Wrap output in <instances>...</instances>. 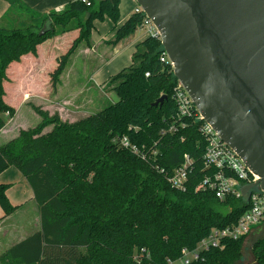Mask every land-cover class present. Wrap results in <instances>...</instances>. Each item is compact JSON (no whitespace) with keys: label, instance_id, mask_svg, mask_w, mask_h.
<instances>
[{"label":"trees","instance_id":"trees-1","mask_svg":"<svg viewBox=\"0 0 264 264\" xmlns=\"http://www.w3.org/2000/svg\"><path fill=\"white\" fill-rule=\"evenodd\" d=\"M6 1L9 7L0 18V129L5 115L15 113L4 99L9 89L4 83L18 81L8 80L11 62L36 55L37 45L59 34L76 31L72 42L57 51L49 72L55 88L78 43L89 39L93 20L106 16L115 23L119 18V0H88L89 5L69 0L47 13L21 0ZM141 20L142 14L133 12L108 43L131 35ZM162 50L160 40L149 35L135 45L130 64L104 84L116 93L115 102L73 122L32 105L40 121L0 144V172L9 166L21 172L39 220L38 230L0 253V264H168L179 259L182 248H194L212 228L235 224L247 210L242 198L219 199L198 186L208 172L202 162L205 140L192 121L180 126L176 119L172 90L177 79L160 61ZM161 95H166L163 104L152 105ZM171 124L176 131H168ZM122 137L137 151L123 146ZM184 154L190 171L184 187L177 188L167 177ZM7 187L0 183L6 215L14 210ZM244 238L226 239L222 248H210L188 264H239ZM251 250L254 264H264V234Z\"/></svg>","mask_w":264,"mask_h":264},{"label":"water","instance_id":"water-1","mask_svg":"<svg viewBox=\"0 0 264 264\" xmlns=\"http://www.w3.org/2000/svg\"><path fill=\"white\" fill-rule=\"evenodd\" d=\"M135 2L199 113L259 176L242 193L256 184L264 192V0Z\"/></svg>","mask_w":264,"mask_h":264},{"label":"rangeland","instance_id":"rangeland-1","mask_svg":"<svg viewBox=\"0 0 264 264\" xmlns=\"http://www.w3.org/2000/svg\"><path fill=\"white\" fill-rule=\"evenodd\" d=\"M2 2L3 4H6L5 0H0V4H2ZM123 5L124 6H122V10L123 13L126 14L129 11L130 7L127 2H125ZM4 12L1 15H3ZM1 24H4V22L1 21ZM92 24L93 25L89 32V39L87 40V42L85 40H82L80 43H78L74 52L70 55L68 61L63 67L59 75V82L57 83L55 88L51 86L49 72L53 69L56 64L55 57L58 54L57 51L65 49L68 45L67 40L65 38H69V36H64V39H60V44L56 43L57 50L55 49L54 52V46H52V42L56 38H59V36H63L64 34H59L56 37L47 41L52 46L50 47V57H45V54L42 51L44 58L42 60L40 59V62H38L37 64L39 67L42 66L43 68H41L40 71H37L35 69L29 75H26L28 74V72L25 74L22 81L25 85V92L23 91V93L16 94L17 92L13 88L14 86L9 85L8 81L6 80L7 83L5 82L4 86L5 88L9 89L7 90V93L5 92L4 99L10 104L14 105L15 103V106L17 107V116L13 121H9L12 116L7 114L5 115L7 118V122L9 121L7 124L8 129L5 131V136H3V133H1L0 131L1 138L9 137L11 133H16L17 130L21 129V127H33L38 123V121H40V116L33 110L32 105H37L41 107L43 110H46L49 114L58 113L59 115L60 113L62 115L63 121L73 122L79 116L83 117L85 114L96 112L105 103L115 102L117 100L116 93L104 87V84L100 88L94 85L95 88H97V90H94L93 88L94 91H91V88L89 89V87H83V84L81 88L82 91H77L79 90L77 88H79V86H81V84L83 83L82 81H84L85 83L88 82L89 84H93L94 81L99 80V76L101 74H97L99 69L106 63L105 61L109 60L114 55L113 52H115L116 50L119 51L118 45L116 47V50L108 52V55H106L107 59L105 60V56L102 52V49L104 48L102 42L103 38L107 37V35L110 33L112 28V22L107 17H104L100 20L94 19ZM136 29H138V27ZM57 30H59L58 27H56V31ZM76 36L77 32H73L71 42ZM112 37H114V35ZM112 37L107 40V43L108 41L113 39ZM83 49H87L88 53H83ZM126 64H122L119 67L118 59V61H116L115 64L111 65L108 70L110 72L112 71V74H115ZM70 71H72L73 75H76L74 76L75 78L79 77L82 81L78 83L72 82V79L70 77ZM8 80H18L16 83V85H18L21 79L18 76L9 74ZM101 88L103 90V93L99 91V89ZM50 127L51 125L47 126L45 129ZM11 170L19 172L18 174L21 175V172L18 171V169L11 167ZM10 179V181H12V183H14L15 187L18 189L22 188L21 185L26 186V193L31 197V200L33 201L30 186L25 178H23L22 184H20V182H17V179L14 176L10 175ZM32 201H27L28 203L25 204L24 209H29L31 207V204H33ZM29 213L30 212H24V210L17 211L13 215V221H15V224H17V226L27 225V220L25 219V217H27V219L29 220L28 224L31 225L30 223L33 222V217ZM24 215L25 217L22 219ZM254 227L255 229L252 230L243 240L241 246L242 258L238 262L239 264H254V257L251 248L255 239L259 238L264 234V222ZM168 264H182V261L180 259H177L175 261L169 262Z\"/></svg>","mask_w":264,"mask_h":264},{"label":"built area","instance_id":"built-area-1","mask_svg":"<svg viewBox=\"0 0 264 264\" xmlns=\"http://www.w3.org/2000/svg\"><path fill=\"white\" fill-rule=\"evenodd\" d=\"M81 2L89 5L88 0H81ZM133 12L142 14L140 28H143L149 36L160 40L159 31L141 7L137 5ZM159 58L173 70V64L168 59L164 49ZM147 74L145 73V75ZM172 99L176 105V119L179 125L185 126L188 120L192 121L205 140L202 162L208 172L204 174L198 186L213 191L219 199H224L227 196L242 198L248 206L235 224L224 228H212L205 237L197 242L194 248H182L179 259L182 264H188L197 260L202 252L210 248H222L226 239L246 237L254 226L264 222V192L256 184L246 193H242V188L247 184L257 182L259 176L245 165L232 148L220 140L213 127L199 113L191 97L178 80L172 90ZM176 129V125L171 124L168 131L174 132ZM120 142L123 146L130 147L133 152L137 151L134 145H130L126 137H122ZM140 156L145 157V154L141 152ZM190 166V159L188 155L184 154V161L172 171L167 180L172 186L183 188ZM169 262L171 261L168 260Z\"/></svg>","mask_w":264,"mask_h":264},{"label":"crops","instance_id":"crops-1","mask_svg":"<svg viewBox=\"0 0 264 264\" xmlns=\"http://www.w3.org/2000/svg\"><path fill=\"white\" fill-rule=\"evenodd\" d=\"M21 1L28 8H30L34 11L41 12V13H47L51 10H56V11L61 10L63 8V6L69 0H21ZM5 2H6V4L5 3L3 4V2H2V4H0V18H2V16L5 14V12L7 11L8 7H9V3L6 0H5ZM125 2H127L129 4V7H130L129 11L126 14H124L123 10H122V8H123L122 6H124L123 4ZM136 6H137V3L135 2V0H119V5H118L119 18L115 23H113L111 21L112 22L111 31L107 35V37L103 38L102 43H103L104 48L102 49V52H103V54L105 56V60H106L107 59L106 55H108V52L109 51L112 52L113 50H116V47L118 45H119V51L116 50L115 52H113L114 55L109 60H107V61L104 60L106 63L99 69V71L97 73V74L101 73L99 76V80L94 81L93 84H89L88 82L85 83L79 77L75 78L74 76H76V75L72 74L73 70L70 71L71 72L70 77L72 79L71 80L72 82H74V83H78L81 81L83 82L81 84V86H79V88H77V89H79L77 91H82L81 88H82L83 84H84L83 87H89V89L91 88V91L97 90V88H95V86L98 88L102 87L103 84H105V82L108 80V78L114 74V73L112 74L111 73L112 71L110 72L108 70V68L111 65L115 64V62L118 61V59H119V67L122 64L128 63V64L124 65L121 69H123L124 67H126L130 64L131 55H132L133 51L135 50V45L138 44L139 42H141L146 36H148L146 31L143 28L138 27V29H136L131 35L120 40L115 45H113V44L109 45L107 43V40H109L114 35L116 28L119 25H121L131 14H133V11L136 8ZM3 12H4V14L1 15ZM73 32L76 33V31H73ZM73 32H69L72 34L65 33L63 36L61 35V36H59V38H56L52 42V46H54L53 52L55 51V49H57L56 43L60 44L61 43L60 39H62L64 36H69V38H65L67 40V43H69L71 38H72ZM47 43L48 42L45 41L44 43L37 45L36 55H32L31 53H27L25 55H22L20 57L19 61H13L9 64V67L7 69L8 76H9V73L12 72L14 74L11 73L10 75L18 76L21 79L19 81L18 85H16V84L14 85V89L17 92L16 94L23 93V91L25 90V88H24L25 85L23 84L22 81H23V78L27 72H28V74H26V75H29L30 73L33 72V70L36 69L37 71L38 70L40 71L41 68H43L42 66L39 67L37 63L40 62V59L42 60L44 58L43 52L45 54V57L49 56L50 47H52V46L50 43H48V44ZM82 51H83V53H88L87 49H83ZM93 88H94V90H93ZM99 91L103 93L102 88L99 89ZM10 105L15 107V113L9 119V121H13L17 116V107L15 106V103H14V105L13 104H10ZM86 115L87 114H85L83 117H85ZM59 116L61 117V120H62V115L60 113H59ZM80 118H82V116L81 117L79 116L75 120L80 119ZM8 122L4 125L3 128L0 129L1 133H3V136H5V131L8 129L7 128ZM45 128L43 130L44 132L49 131L51 129V127L47 128V129H45ZM17 133H18V130L14 134L11 133V135L9 137H2V138L0 137V140H1L0 144H3L6 141H8L9 139H11L12 137L16 136ZM11 167H14V166H9L0 172V183H4V184L8 185V187L6 189V196L9 200V202L11 203V205L14 207V210L11 213L6 215L0 206V253H2L5 249L10 247L15 242L21 240L22 238H24L27 235L31 234L32 232L38 230V228H39L38 212H37V207H36L35 201L33 199V194H32V199L34 202L31 200V197L29 195H27L26 186L21 185L22 188L18 189L15 187V184L12 183V181H10L11 180L10 175L14 176L17 179V182H20V184H22L23 178H25L22 174L19 175L18 174L19 172H15L14 170H11ZM27 201H29V202L32 201L33 204H31V207L29 209H24L25 204L28 203ZM20 210H24V212L26 211V213L30 212L29 214H31L33 217V222L30 223L31 225L28 224L29 220L27 219V217H25V215L22 217V219L25 217V219L27 220L26 221L27 225L17 226V224H15V221H13V215L17 211H20ZM254 229H255V227L252 230H254Z\"/></svg>","mask_w":264,"mask_h":264}]
</instances>
